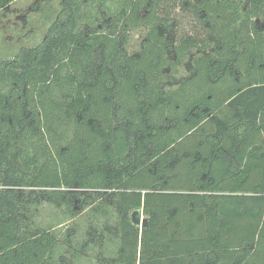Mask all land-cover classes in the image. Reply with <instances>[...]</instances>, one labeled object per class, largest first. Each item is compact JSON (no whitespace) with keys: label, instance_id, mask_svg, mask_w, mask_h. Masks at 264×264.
Wrapping results in <instances>:
<instances>
[{"label":"trees","instance_id":"trees-1","mask_svg":"<svg viewBox=\"0 0 264 264\" xmlns=\"http://www.w3.org/2000/svg\"><path fill=\"white\" fill-rule=\"evenodd\" d=\"M236 1L130 0L84 31L85 0H63L0 59V264H264V0ZM44 198L101 217L60 240Z\"/></svg>","mask_w":264,"mask_h":264},{"label":"rangeland","instance_id":"rangeland-1","mask_svg":"<svg viewBox=\"0 0 264 264\" xmlns=\"http://www.w3.org/2000/svg\"><path fill=\"white\" fill-rule=\"evenodd\" d=\"M62 2L63 0H15L3 7L0 10V59L11 58L19 49L40 43L48 32L50 22L61 11ZM128 2L130 0H85L81 6V29L84 31L88 29L106 30L109 26H115L114 18L127 10ZM235 2L237 1L235 0ZM241 2L244 5L247 0H241ZM162 5H164L163 2ZM172 14L176 16V21L179 23L175 32L179 33L182 30L193 32L197 28V23L193 21L188 12L179 11V8L176 7ZM171 22L173 24V21ZM257 23L264 30V18L259 19ZM117 28L119 29V25ZM144 39V31L134 30L128 34L127 42L123 46L128 52L137 51ZM187 69L188 65L186 64L181 69V75H187ZM63 212L62 207L53 206L44 198L36 213L37 221H40L44 226L48 223H55L57 220L62 222L60 228L57 229L60 240H62L63 230L67 226L78 229L74 241L78 238H86V236L80 235V232L93 227V224H98L94 220L96 217L99 219L101 217L97 213H94L97 215L91 216L88 208L70 220ZM110 217L112 216H103L101 221L114 224V218ZM96 251L102 253L105 250L103 247H98ZM57 263L58 261L55 260L54 264Z\"/></svg>","mask_w":264,"mask_h":264},{"label":"water","instance_id":"water-1","mask_svg":"<svg viewBox=\"0 0 264 264\" xmlns=\"http://www.w3.org/2000/svg\"><path fill=\"white\" fill-rule=\"evenodd\" d=\"M131 221L133 224L139 225L140 227H143L146 225V218L139 215L138 211H133L131 215Z\"/></svg>","mask_w":264,"mask_h":264}]
</instances>
